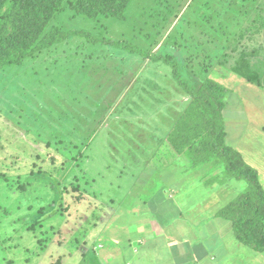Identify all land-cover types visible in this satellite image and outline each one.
<instances>
[{"label": "rangeland", "instance_id": "374dc122", "mask_svg": "<svg viewBox=\"0 0 264 264\" xmlns=\"http://www.w3.org/2000/svg\"><path fill=\"white\" fill-rule=\"evenodd\" d=\"M261 22L264 0H131L123 20H90L65 10L50 26L172 53L179 68L189 70L183 77L196 72L200 80L227 87L223 144L241 153L264 189ZM86 38L71 36L21 65L0 69V205L16 210L0 219V264H55L64 255L61 264H95L97 249H107L117 237L112 229L126 231L121 213L130 205L141 211L132 212L141 213L136 227L149 219L157 229L162 207L163 212L172 206L156 201L164 192L155 189L168 171H194L181 182L200 178L211 185L202 207L218 215L245 187L217 159L177 166L181 157L161 148L154 132L178 113L174 107L162 119L149 116L160 105L155 90L167 104L177 100L179 89L166 64ZM185 55L193 58L190 66ZM242 57L258 75L254 82L232 72ZM164 85L170 92L161 90ZM148 197L153 198L146 202ZM28 205L41 211L18 222L32 210ZM227 221L224 232L234 234ZM258 252L254 264L264 259V251Z\"/></svg>", "mask_w": 264, "mask_h": 264}, {"label": "trees", "instance_id": "16d2710c", "mask_svg": "<svg viewBox=\"0 0 264 264\" xmlns=\"http://www.w3.org/2000/svg\"><path fill=\"white\" fill-rule=\"evenodd\" d=\"M130 2L131 0H0V69L21 65L25 60L35 58L43 50L71 36L84 34L89 43H103L129 53H136L141 58L166 64L171 69L172 81L179 89L177 100L167 104L165 98L158 93L159 89L155 90L160 105L154 108L155 114L149 116L151 119L153 117L162 119L163 116L170 114L169 108L174 107L178 113L170 125L165 122L159 125L160 132H157L158 135L154 132L155 138L163 142L161 148L169 155H173L172 158L181 157V162L177 166L182 163L186 167L194 168L217 159L216 163L223 166V171L244 180V189L224 206L220 215L231 222L234 236L238 241L254 250L264 251V189L256 170L244 162L241 153L223 144L225 131L222 111L225 106L223 98L228 92L227 87L211 78L200 80L196 72L189 73L188 79L183 77V71L186 74V67L185 69L183 67V70L179 68V62L172 53L165 55L150 53L139 46L121 41L93 38L87 30H63L56 25L50 26L57 15L65 10L90 20L99 17L123 20ZM263 24L264 22H261V25ZM261 27H257V30ZM179 53L184 54L182 51ZM185 56L190 66L193 58ZM245 57L238 60L232 67V72L254 82L258 75L249 69V61ZM200 72L202 73V71L197 73L202 75ZM166 86L164 85L161 90L170 92ZM179 96L185 97L180 99ZM172 158H167L166 163H170ZM51 162L53 164L55 160ZM7 187L10 189L9 185ZM3 207L9 210L0 205V219L10 218L9 216L16 212L9 210L8 213ZM15 207L18 210L22 204ZM29 207L32 210L20 214L17 217L18 222L24 216L41 211L31 205L27 206ZM65 256L58 257L55 264H61Z\"/></svg>", "mask_w": 264, "mask_h": 264}, {"label": "crops", "instance_id": "0c3cea01", "mask_svg": "<svg viewBox=\"0 0 264 264\" xmlns=\"http://www.w3.org/2000/svg\"><path fill=\"white\" fill-rule=\"evenodd\" d=\"M168 172L171 174L164 184L155 189L164 192L156 201L172 206L163 212L162 207L157 229L149 219L136 227L141 213L132 212L141 211L130 205L131 210L121 213L124 221L120 226L126 231L112 229L117 237L110 238L107 249H97L95 264H254L260 253L238 241L231 231V235L225 233L223 227L228 221L202 207L212 192L211 185L200 178L194 184L181 182L183 174L194 171ZM225 239L229 240L228 245ZM260 264H264V259Z\"/></svg>", "mask_w": 264, "mask_h": 264}]
</instances>
